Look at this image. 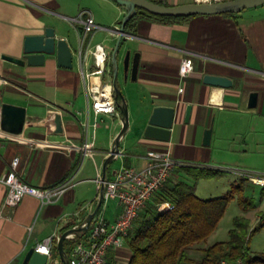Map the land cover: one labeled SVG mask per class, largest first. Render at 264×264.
<instances>
[{
    "label": "crops",
    "instance_id": "0c3cea01",
    "mask_svg": "<svg viewBox=\"0 0 264 264\" xmlns=\"http://www.w3.org/2000/svg\"><path fill=\"white\" fill-rule=\"evenodd\" d=\"M193 2L196 0H165L170 6ZM82 11L92 13L100 27L88 35L83 47L82 24L73 21ZM125 14L126 9L114 0H0V81H7L0 83V103L27 109L21 134L0 132V177L11 170L18 157L17 174L33 186L48 187L69 178L75 183L53 203L42 205L37 197L26 195L12 208L4 206L8 188L0 182V264H22L27 251L38 248L47 237H54L57 246L63 232L82 225L96 208L99 190L95 178L98 172L104 176L103 164L123 120L119 110L96 114L91 108L87 86L112 83L113 67L110 62L105 71L96 68L88 50L101 44L111 55L118 37L112 30L119 27ZM48 26L56 29L58 38L68 41L72 68L60 67L56 53L47 55L40 66L19 65L2 57H22L26 36L43 33ZM127 33L118 52V84L128 106L129 126L120 138V154L107 165L106 179H113L123 166L143 167L150 149L169 151L175 159L191 165L219 169H229L234 163L227 155H264V4L234 15H195L170 23L139 16ZM85 50L88 52L82 58ZM128 50L132 56L139 55L134 80L130 70L125 76L123 61ZM184 58L194 60V70L181 76ZM206 74L228 77L232 85L207 84ZM253 91L258 92V102L249 107ZM188 105L192 108L186 121ZM157 106L175 108L168 141L143 136L147 119ZM54 112L62 117L63 131L59 133L52 132L49 115ZM210 127L212 140L204 145V132ZM85 141H94V159L84 158L78 150ZM183 174L182 169H176L172 180ZM121 210L116 199L100 207L110 222ZM71 244L70 239L64 242L67 255ZM211 245L199 242L192 247ZM131 255L126 241L110 249L107 258L112 264H129ZM50 259L62 264L58 248Z\"/></svg>",
    "mask_w": 264,
    "mask_h": 264
},
{
    "label": "built area",
    "instance_id": "2783aa9c",
    "mask_svg": "<svg viewBox=\"0 0 264 264\" xmlns=\"http://www.w3.org/2000/svg\"><path fill=\"white\" fill-rule=\"evenodd\" d=\"M196 2H212V0H196ZM87 14L85 18L83 15ZM75 23H81L84 35L81 38V46L88 42V35L92 34L100 27L90 12L82 11L78 17L73 19ZM88 50V49H87ZM88 51L94 55V65L101 71H105L107 65L111 62V55L105 47L97 44ZM180 75L186 76L194 70V60L184 58L180 63ZM6 83L2 79L0 83ZM182 90V88L180 89ZM88 94L91 98V108L96 114H114L118 112L112 83L95 82L87 86ZM0 132L1 129H0ZM78 150L84 158L94 159L95 145L94 141H85ZM145 165L143 167L123 166L114 173L113 179H106L101 172H98L95 181L100 191L104 187V200L106 203L110 199H116L121 206L120 215L110 222L99 211L94 216L88 235L85 239L70 235L67 239L72 240L68 259L70 264H112L108 258L110 249L122 246L129 236L136 218L142 213L148 202L154 194L162 189L174 174L176 169H182L191 164L175 159L169 151H159L150 149L145 156ZM19 158L12 161L11 170L0 177V182L8 188V194L4 206L14 208L26 195L37 197L41 204L55 202L62 193L75 185L73 178L66 179L56 185L48 187H36L23 181L16 172ZM249 178L257 185L264 188V175H249ZM102 203V204H103ZM102 206V205H101ZM160 211L174 209V204L170 201H164L159 204ZM31 230V227H30ZM54 237H47L38 244L37 250L51 256L53 251ZM221 264H244L242 258L234 261L222 260Z\"/></svg>",
    "mask_w": 264,
    "mask_h": 264
},
{
    "label": "trees",
    "instance_id": "16d2710c",
    "mask_svg": "<svg viewBox=\"0 0 264 264\" xmlns=\"http://www.w3.org/2000/svg\"><path fill=\"white\" fill-rule=\"evenodd\" d=\"M139 16H147L163 23L192 17L161 16L138 8V13L126 25V32L132 28L134 20ZM118 100L121 102L120 97ZM118 110L120 111L119 108ZM182 170L195 179L220 177L227 172L224 169L196 165L184 167ZM242 189L243 185L236 184L225 196L203 199L197 195L194 184L170 179L152 197V207L148 208L150 200L142 211V213L146 211L143 217L140 218L141 213L136 218L126 238L132 251L129 264L192 263L194 259L188 256L187 250L214 232L235 194H239V201L245 209L255 208L253 199L243 196ZM164 201L172 202L174 209L160 211L158 206ZM263 228L264 211L260 213L257 223L252 228L247 218L236 217L234 227L229 231V239L202 249L203 255L198 264H221L222 260L231 262L238 258H242L244 264H264V252L253 254L250 247L253 236ZM53 251L57 252L55 242Z\"/></svg>",
    "mask_w": 264,
    "mask_h": 264
},
{
    "label": "water",
    "instance_id": "95a60500",
    "mask_svg": "<svg viewBox=\"0 0 264 264\" xmlns=\"http://www.w3.org/2000/svg\"><path fill=\"white\" fill-rule=\"evenodd\" d=\"M120 6L126 9V14L119 23V27L113 29L117 34V41L111 53V64L113 67L112 86L117 102V107L122 113L123 127L114 141V146L111 149L107 159L103 164L104 177L108 163L120 154V138L126 132L129 126L128 106L124 99V95L118 84L119 62L118 52L120 50L121 42L124 37L128 35L126 32V25L137 13L138 8L146 10L155 15L170 16V17H189L195 15H214L226 13H239L245 9L254 8L264 4V0H223L212 2H193L183 5L170 6L166 5L165 0L155 2L152 0H115ZM56 53L57 62L60 67L72 68L73 66V52L68 41L65 38H58L56 36V29L48 26L43 33L28 35L25 38L24 49L22 57H14L10 55H2L8 61L19 65L40 66L44 65L47 55ZM125 76L128 77L129 70L131 78L134 80L137 77L139 68V55L135 53L131 55L128 50L123 61ZM204 82L207 84L230 87L232 80L221 75L206 74ZM119 97L121 102H119ZM258 102V92L253 91L249 96V107H255ZM191 105L187 106L186 121L189 120ZM27 109L25 106L17 105L8 102L0 103V129L2 132L12 135H19L22 133L24 124L26 122ZM175 108L167 106L154 107L152 113L147 119L143 136L151 139H158L168 141L170 139L171 130L174 124ZM50 121L53 124V133L63 131L62 117L59 112H54L49 115ZM213 128L210 127L204 132V145H210L212 140ZM104 200V187L100 191L99 200L96 208L85 219L84 223L77 227H72L65 232L58 239L57 248L62 264H70L68 255L64 250V242L70 235L77 237L85 234L94 216L99 211ZM22 264H57L51 261L50 256L37 250V247L30 248L22 262Z\"/></svg>",
    "mask_w": 264,
    "mask_h": 264
},
{
    "label": "rangeland",
    "instance_id": "374dc122",
    "mask_svg": "<svg viewBox=\"0 0 264 264\" xmlns=\"http://www.w3.org/2000/svg\"><path fill=\"white\" fill-rule=\"evenodd\" d=\"M105 46L108 47L109 44L105 43ZM252 138L254 137H251V139ZM249 146L254 149L253 146ZM227 158L234 163H230L229 169H224L227 172L220 177L195 179L191 176H187V174H183V176L178 178L180 181L194 184L196 186L197 195L203 199L225 196L233 185H243L241 191L242 195L253 199L255 202V208L245 209L239 201V194H235L234 198L229 201L225 214L221 218L218 226L209 238L201 242L202 245H211L218 241L228 240L229 231L234 227V220L236 217L244 216L247 218L250 223V228H252L255 225L254 223L258 221L255 222L254 220L256 212L258 210L264 211V188L255 184L249 178V175H264V155H258L254 152L249 156H234V158L227 155ZM236 160L237 162L242 160L244 163H237L235 162ZM151 207L152 200L148 204V208ZM262 211H260V213ZM145 212L141 214L140 218L143 217ZM251 224L254 225L251 226ZM250 247L253 254L264 252V228L253 236ZM204 248L206 247H191L187 250V254L191 258L194 257L197 260L201 259L203 255L202 249Z\"/></svg>",
    "mask_w": 264,
    "mask_h": 264
}]
</instances>
